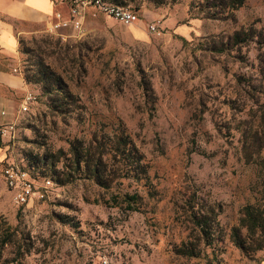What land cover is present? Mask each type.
I'll return each mask as SVG.
<instances>
[{
  "label": "rangeland",
  "instance_id": "374dc122",
  "mask_svg": "<svg viewBox=\"0 0 264 264\" xmlns=\"http://www.w3.org/2000/svg\"><path fill=\"white\" fill-rule=\"evenodd\" d=\"M236 1L126 0L135 24L89 6L80 31L18 33L4 65L26 85L0 105L18 120L15 139L0 141V264L262 262L264 250L231 239L244 207L264 201V170L245 159L264 157V0ZM26 90L37 99L19 113ZM121 132L141 155L137 174L110 149ZM74 141L104 144L108 186L74 172ZM6 160L57 185L17 205ZM126 194L139 196L135 210ZM196 216L212 219L206 232Z\"/></svg>",
  "mask_w": 264,
  "mask_h": 264
},
{
  "label": "trees",
  "instance_id": "16d2710c",
  "mask_svg": "<svg viewBox=\"0 0 264 264\" xmlns=\"http://www.w3.org/2000/svg\"><path fill=\"white\" fill-rule=\"evenodd\" d=\"M109 3L117 4L120 6H125L126 0H104ZM133 1V0H131ZM230 4H235L236 0H230ZM242 0L238 2L240 6ZM235 7V5H233ZM240 34L237 33L235 38H239ZM243 39V37H242ZM240 39V40H242ZM42 80L36 79L35 82H41ZM48 90V87H45ZM1 141V140H0ZM99 144L95 146L84 145L79 141H74L71 143L69 153L71 154V166L75 173L84 172L87 177L95 178L97 183L102 186H108L109 184V174L107 175V170L103 166V154H104V144L98 141ZM110 149L115 156H121L124 159L129 160L128 174H137V169H141L144 165L141 163V155L136 147L131 143L129 137L125 133L116 134L115 140L112 142ZM245 159L247 162H253L259 165L262 170H264V157L258 155V159L254 158L252 152L245 153ZM35 167H29L34 173ZM41 177L48 178V175L42 171ZM72 175L64 174V177H60L58 174L57 182L67 183L72 180ZM124 200L131 204L130 208L135 210L134 205L139 202V196L137 194H126ZM264 198V195H263ZM212 219H205L203 216H196L194 223L201 231L206 232ZM212 225V223H211ZM245 230V233H243ZM231 239L234 244L241 250L246 251L249 248L252 250H264V201H257L253 204H248L243 209V216L240 220V225L234 227L231 233ZM189 250V251H187ZM180 252L183 254L196 255L193 249H187L185 247L180 248ZM193 252V253H189Z\"/></svg>",
  "mask_w": 264,
  "mask_h": 264
},
{
  "label": "built area",
  "instance_id": "2783aa9c",
  "mask_svg": "<svg viewBox=\"0 0 264 264\" xmlns=\"http://www.w3.org/2000/svg\"><path fill=\"white\" fill-rule=\"evenodd\" d=\"M69 12L65 15L57 11L54 21L51 22L54 28L72 27L80 31L83 27L86 9L89 6L95 7L100 12L114 17L124 24H135L140 20V14L129 6H120L104 0H67ZM152 32H158L161 28L160 21L149 25ZM36 95L29 90L25 91L23 102L20 105L19 113L27 112L31 105L36 102ZM10 114L6 109L0 110V140L11 142L15 139V131L18 124L17 118H9ZM6 185L12 192V197L17 205H29L35 200L45 199L50 191L57 185L56 182L46 177H37L25 163L15 160H6L2 169ZM103 264H110L107 259Z\"/></svg>",
  "mask_w": 264,
  "mask_h": 264
},
{
  "label": "crops",
  "instance_id": "0c3cea01",
  "mask_svg": "<svg viewBox=\"0 0 264 264\" xmlns=\"http://www.w3.org/2000/svg\"><path fill=\"white\" fill-rule=\"evenodd\" d=\"M57 11L67 15L68 1L0 0V105L5 103L6 94L23 92L26 85L20 75L8 71L4 65L19 45L18 33H24L30 27L49 24ZM1 156L3 154L0 153ZM260 264H264V259Z\"/></svg>",
  "mask_w": 264,
  "mask_h": 264
}]
</instances>
